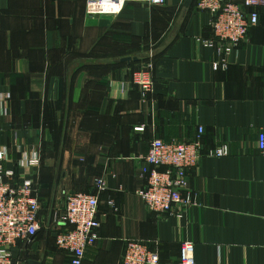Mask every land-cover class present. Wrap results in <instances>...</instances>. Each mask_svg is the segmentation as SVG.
<instances>
[{"label": "crops", "instance_id": "1", "mask_svg": "<svg viewBox=\"0 0 264 264\" xmlns=\"http://www.w3.org/2000/svg\"><path fill=\"white\" fill-rule=\"evenodd\" d=\"M186 2H129L90 16L87 0H0V93L10 94L0 101L2 164L19 175L24 153L37 155L29 170L42 204L43 229L14 249L16 264H72L56 245L66 225L55 216L79 192L98 194L102 221L82 264H124L130 239L160 264H181L184 241L194 243L195 264H264V8L225 56L228 68L216 70L222 53L204 44L210 14ZM135 55L145 57L118 61ZM148 61L154 83L143 99L133 75ZM200 127L204 153L230 149L187 170L200 205L181 217L150 211L138 191L151 142L192 141Z\"/></svg>", "mask_w": 264, "mask_h": 264}, {"label": "built area", "instance_id": "2", "mask_svg": "<svg viewBox=\"0 0 264 264\" xmlns=\"http://www.w3.org/2000/svg\"><path fill=\"white\" fill-rule=\"evenodd\" d=\"M167 0H87L86 10L90 16L117 14L129 2H142L152 6H162ZM199 11L210 14L213 36L205 40L209 47H219L222 59L213 63L214 68L227 69L225 56L230 55L246 39L250 27L258 24L260 9L264 0H197ZM153 64L148 61L133 75L143 99L153 88ZM10 94L0 93V101L8 100ZM7 112V107L4 108ZM142 130L143 127H136ZM192 141L173 140L166 142L154 139L145 156L141 172L146 177L147 186L138 191L147 208L159 215L182 216L185 208L200 205L199 195L189 187L187 170L196 167L205 155L224 157L229 155L228 144L209 150H202L201 133ZM260 152L264 154V131L259 135ZM8 158L6 147L0 148V264H16L14 249L24 248L33 241L43 229L41 222L42 204L39 188L34 181L32 165L39 163L37 155L24 153L20 160L24 171L19 175L15 169L4 168L2 162ZM98 192L105 189L103 179H97ZM108 204L116 209L114 201ZM98 194L75 193L68 195L65 209L55 216L58 223L65 224L64 230L56 235V245L71 258L72 264H82L87 251L99 239L102 221L99 218ZM20 245V246H19ZM194 243H181V264H195ZM157 251L138 239L126 242L123 256L124 264H160Z\"/></svg>", "mask_w": 264, "mask_h": 264}, {"label": "water", "instance_id": "3", "mask_svg": "<svg viewBox=\"0 0 264 264\" xmlns=\"http://www.w3.org/2000/svg\"><path fill=\"white\" fill-rule=\"evenodd\" d=\"M193 2V0H187V4L190 5L191 3ZM142 57H145V56H140V55H135V56H128V57H123L121 59H119L118 61L120 62H127V63H131L132 61H139ZM108 63H110V60H106ZM28 264H42L41 261H37V260H33V259H30L28 260Z\"/></svg>", "mask_w": 264, "mask_h": 264}, {"label": "trees", "instance_id": "4", "mask_svg": "<svg viewBox=\"0 0 264 264\" xmlns=\"http://www.w3.org/2000/svg\"><path fill=\"white\" fill-rule=\"evenodd\" d=\"M140 56H141V55H140ZM142 58H144V57H142ZM142 58H141V59H142Z\"/></svg>", "mask_w": 264, "mask_h": 264}, {"label": "rangeland", "instance_id": "5", "mask_svg": "<svg viewBox=\"0 0 264 264\" xmlns=\"http://www.w3.org/2000/svg\"><path fill=\"white\" fill-rule=\"evenodd\" d=\"M148 56H150V55H148ZM72 195V194H71Z\"/></svg>", "mask_w": 264, "mask_h": 264}]
</instances>
